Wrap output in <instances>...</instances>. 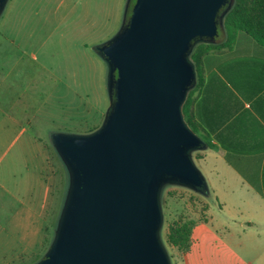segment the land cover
<instances>
[{
  "label": "water",
  "instance_id": "water-1",
  "mask_svg": "<svg viewBox=\"0 0 264 264\" xmlns=\"http://www.w3.org/2000/svg\"><path fill=\"white\" fill-rule=\"evenodd\" d=\"M231 3L135 0L126 25L98 46L110 106L92 132L51 135L69 183L52 240L33 264H171L159 237L160 188L203 184L191 158L203 140L182 114L196 77L189 52L215 41Z\"/></svg>",
  "mask_w": 264,
  "mask_h": 264
},
{
  "label": "crops",
  "instance_id": "crops-1",
  "mask_svg": "<svg viewBox=\"0 0 264 264\" xmlns=\"http://www.w3.org/2000/svg\"><path fill=\"white\" fill-rule=\"evenodd\" d=\"M5 41L0 39V264H31L53 235L61 187L54 188L50 151L33 127L48 96L40 106L39 100L49 92L22 77V55ZM200 79L189 111L197 134L211 145L195 150V166L203 195L217 206L206 223L220 244L194 252L196 224L190 251L177 255L181 261L192 255L191 264H264V47L240 37L232 48L204 55Z\"/></svg>",
  "mask_w": 264,
  "mask_h": 264
},
{
  "label": "rangeland",
  "instance_id": "rangeland-1",
  "mask_svg": "<svg viewBox=\"0 0 264 264\" xmlns=\"http://www.w3.org/2000/svg\"><path fill=\"white\" fill-rule=\"evenodd\" d=\"M131 1L9 0L0 15V35H3L0 39L13 45L15 52L22 55L19 64L24 70L22 77H30L39 89L49 92L39 100L40 106L48 96L46 112L42 110L34 119L33 127L40 143L50 151L54 188L59 181L64 183L63 197L69 173L53 147L51 135L87 133L103 122L110 100L107 65L98 56V46L121 30ZM223 35L222 29L220 36ZM195 154V150L191 152L194 165ZM206 202L210 206L208 210ZM159 203L162 213L159 237L171 264L192 262V255L185 261L179 260L177 248L167 241L168 224L174 220H192L198 224L193 232L194 252L197 247L205 252L208 247L220 244L219 236L213 235L206 223L208 215L217 208L210 195L176 181H167L160 188ZM44 251L40 249L31 264L39 260Z\"/></svg>",
  "mask_w": 264,
  "mask_h": 264
},
{
  "label": "trees",
  "instance_id": "trees-1",
  "mask_svg": "<svg viewBox=\"0 0 264 264\" xmlns=\"http://www.w3.org/2000/svg\"><path fill=\"white\" fill-rule=\"evenodd\" d=\"M134 1L135 0H132L128 5L123 27L128 21L129 15L131 13V7ZM218 27L220 28V26ZM222 29L224 31L223 36H220L221 30H219V33L216 36L214 42L197 43L191 48L189 52V58L194 65L196 77L194 82H192V85L188 90L186 98L182 104V114L185 122L195 133L197 132L191 121V115L189 111L191 102V90L201 81V65L204 55L215 51L230 49L232 48L236 40L240 37L251 38L258 45L264 47V0H232L230 7L223 16ZM218 38H220V40L216 41ZM98 127L88 131L87 133L96 130ZM202 145L209 146L211 144L209 143V141L204 139ZM59 183V189L61 187V191H59L61 200L59 206H57L58 215L60 213L64 200L63 194L65 193L64 183H62V180L59 181ZM200 189L202 192L206 191L204 182ZM56 200L58 202V191L56 193ZM57 218L54 222V229L56 227ZM195 225L196 222L194 223L192 220H174L168 224L167 241L170 245L177 248L180 255L186 254L190 251L193 243L192 231ZM52 237L53 235L51 236V238H49L45 251L47 250ZM37 261L38 260L34 261V263Z\"/></svg>",
  "mask_w": 264,
  "mask_h": 264
},
{
  "label": "flooded vegetation",
  "instance_id": "flooded-vegetation-1",
  "mask_svg": "<svg viewBox=\"0 0 264 264\" xmlns=\"http://www.w3.org/2000/svg\"><path fill=\"white\" fill-rule=\"evenodd\" d=\"M9 0H5L3 3H0V15L3 13L4 9H5V6H6V3L8 2ZM226 8V4L225 6H223L221 8V11L224 10Z\"/></svg>",
  "mask_w": 264,
  "mask_h": 264
}]
</instances>
